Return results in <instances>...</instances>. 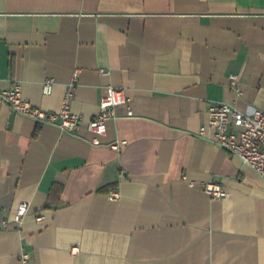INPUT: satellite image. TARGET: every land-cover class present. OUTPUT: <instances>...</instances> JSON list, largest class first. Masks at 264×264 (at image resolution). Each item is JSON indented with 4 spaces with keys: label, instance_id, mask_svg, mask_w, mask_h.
<instances>
[{
    "label": "crops",
    "instance_id": "crops-1",
    "mask_svg": "<svg viewBox=\"0 0 264 264\" xmlns=\"http://www.w3.org/2000/svg\"><path fill=\"white\" fill-rule=\"evenodd\" d=\"M75 74L85 121L108 86L129 103L99 144L0 103V264H264V179L208 126L264 107V0H0V88L59 110Z\"/></svg>",
    "mask_w": 264,
    "mask_h": 264
},
{
    "label": "built area",
    "instance_id": "built-area-1",
    "mask_svg": "<svg viewBox=\"0 0 264 264\" xmlns=\"http://www.w3.org/2000/svg\"><path fill=\"white\" fill-rule=\"evenodd\" d=\"M75 74L69 83L63 106L59 110H51L33 104L24 97L20 82H15L4 88H0V103L8 104L17 113L28 116L40 123L56 124L65 132H76L82 123L86 122L88 129L95 135L93 142L100 143V136L107 131V121L117 117V108L128 104L130 98L122 86H108L100 100V110L91 119L85 121L83 116L71 110V100L76 88ZM238 75L232 74L230 83L237 87ZM54 85L53 78H47L43 84L44 93H51ZM208 126L214 130L212 141L238 156L264 179V107L252 112H244L228 102H215L209 106ZM128 114L133 110L129 108ZM206 125L201 126L200 134L204 135ZM125 140L113 142L110 145L114 149H121ZM194 181L191 183L193 184ZM202 189L214 199H225L229 192L218 181L206 180L201 182ZM118 192H113V197H118ZM27 202H21L16 210L15 219L21 221L28 213ZM43 215L37 217L43 219ZM24 260L28 255H23Z\"/></svg>",
    "mask_w": 264,
    "mask_h": 264
}]
</instances>
